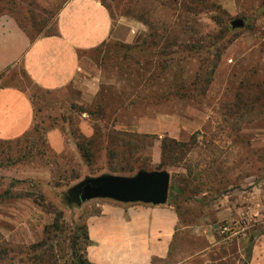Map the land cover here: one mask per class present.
I'll use <instances>...</instances> for the list:
<instances>
[{"label": "rangeland", "instance_id": "obj_1", "mask_svg": "<svg viewBox=\"0 0 264 264\" xmlns=\"http://www.w3.org/2000/svg\"><path fill=\"white\" fill-rule=\"evenodd\" d=\"M66 1L0 0V22L13 21L33 40L56 31ZM100 1L115 19L145 31L132 44L110 40L92 50L102 82L91 102L70 86L43 90L18 72L30 85L35 117L21 138L0 140V264L84 258L86 217L104 198L68 204L64 192L88 177L166 170L173 188L167 201L180 216L210 215L212 225L244 212L217 221L214 208L203 204L206 194L247 192L250 182H264V0H207L213 5L206 9L188 0ZM132 16L149 20L154 33ZM237 18L244 25L234 28ZM188 26L193 40L213 38L216 51L162 49L167 39L180 42ZM14 73H1L0 84ZM52 131L62 140L59 149L50 143ZM109 132L115 138L106 147ZM81 136L93 137L86 156L76 146ZM164 136L177 144L162 152ZM257 212L245 237L214 233L244 239L246 253L252 231L264 230V208Z\"/></svg>", "mask_w": 264, "mask_h": 264}, {"label": "crops", "instance_id": "obj_2", "mask_svg": "<svg viewBox=\"0 0 264 264\" xmlns=\"http://www.w3.org/2000/svg\"><path fill=\"white\" fill-rule=\"evenodd\" d=\"M144 31L138 22L115 19L100 0H67L57 15L56 31L33 40L13 21H1L0 74L16 72V76L0 84V140L21 138L34 125L30 85L18 72L43 90L70 86L80 99L91 102L102 82L92 50L110 40L132 44ZM56 132H50L49 138L59 149L62 140ZM249 184L254 186L247 192L206 194L203 204L214 208L217 221L236 217L248 206L257 212L260 205L264 208V182ZM95 204L97 211L85 221V255L92 264H243L244 239L218 236L210 215L180 216L169 201L150 204L104 198ZM248 241L247 264H264V230L252 231Z\"/></svg>", "mask_w": 264, "mask_h": 264}, {"label": "water", "instance_id": "obj_3", "mask_svg": "<svg viewBox=\"0 0 264 264\" xmlns=\"http://www.w3.org/2000/svg\"><path fill=\"white\" fill-rule=\"evenodd\" d=\"M234 28L242 27L244 21H231ZM170 174L166 170H139L133 176L105 174L88 177L71 189H80V200L107 198L119 202H142L163 204L168 199Z\"/></svg>", "mask_w": 264, "mask_h": 264}, {"label": "trees", "instance_id": "obj_4", "mask_svg": "<svg viewBox=\"0 0 264 264\" xmlns=\"http://www.w3.org/2000/svg\"><path fill=\"white\" fill-rule=\"evenodd\" d=\"M188 1L190 2L189 4H191V5L195 6V7H197V6L202 7L201 9L210 8V5L211 6L213 5L212 3L211 4L207 3V0H188ZM162 2L164 3L165 0H162ZM132 17H134V19H137L138 21H141L144 25H146L148 27V33H147L148 35H152V33H154L155 28H153V26H152V24H151V22L149 20H147L145 18H141V16H132ZM185 26H187V25H185ZM183 30L184 31L180 34L181 39H182V40H180V42H178L177 40L176 41L175 40H170L169 41V39H167V41H168L167 43L168 44L166 43L167 45L162 47V49L164 51H167L166 47H170L171 45H175L176 49L172 50V52H171L173 55L174 54H178V53L188 52V51L193 50V49H194V52L197 53L198 55H199V53H201V51H203L201 53V55L203 53H206V52H213L214 51V47H215L216 44L213 41V38L210 37L207 41L205 40V42L196 41V40H193V36H197V34L194 33L192 28H190L188 26L186 28H183ZM104 44H106V43H104ZM104 44H102L101 46H103ZM101 46H99L98 48H100ZM205 47L207 48V50H205V52H204V48ZM98 48H95L94 50H96ZM225 48L226 47H223L222 50H220L217 53L218 63L220 61L222 51H224ZM215 51H216V49H215ZM206 58H207L206 56L201 58V60H200L201 64L204 63V60ZM169 65H170L169 62H167V63L165 62L164 65H163V68H166ZM94 130H97V129H94ZM80 138H81V140L78 141V143H76V146L79 149V151L82 153V156H86L87 153L90 150V147H91L92 143H93V139H92L93 137L89 136L87 138L86 136H81ZM114 138H115V136L111 135L110 132L107 133L106 139L104 140L106 142V147L108 146L109 141H113ZM170 143L177 144V141L174 138H170V137H167V136H164L162 138V140H161V150H162V152H164L166 150V148L169 147ZM112 153L115 154L114 150L112 151ZM121 169H123V168H121ZM124 171H126V170H124ZM71 188H69L66 192H64L65 201L68 204H76V205L81 204L82 203V201L80 200L81 190L78 189V188L75 189V190L71 189ZM172 190H173L172 185H170L169 186V195H170ZM83 234H84V240H85V243H84V254H85V247H86V245L88 243V235H87V231H86V224H85V231H84ZM246 249H247V251H246L245 257L243 259V264H247L249 259H250L251 241H249V244H248ZM73 264H92V263L88 261V259L86 258V255H85L84 258H82V257L81 258H77L74 261Z\"/></svg>", "mask_w": 264, "mask_h": 264}, {"label": "built area", "instance_id": "obj_5", "mask_svg": "<svg viewBox=\"0 0 264 264\" xmlns=\"http://www.w3.org/2000/svg\"><path fill=\"white\" fill-rule=\"evenodd\" d=\"M257 215L258 212L248 206L239 220L218 222L214 224L213 229L222 235L245 237L247 230L257 222Z\"/></svg>", "mask_w": 264, "mask_h": 264}]
</instances>
